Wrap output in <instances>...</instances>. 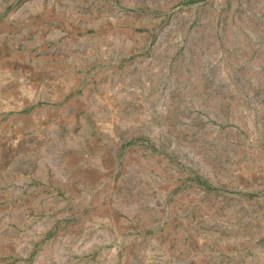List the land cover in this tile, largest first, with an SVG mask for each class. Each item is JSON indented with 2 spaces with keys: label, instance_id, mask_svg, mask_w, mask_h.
Returning <instances> with one entry per match:
<instances>
[{
  "label": "rangeland",
  "instance_id": "1",
  "mask_svg": "<svg viewBox=\"0 0 264 264\" xmlns=\"http://www.w3.org/2000/svg\"><path fill=\"white\" fill-rule=\"evenodd\" d=\"M0 264H264V0H0Z\"/></svg>",
  "mask_w": 264,
  "mask_h": 264
}]
</instances>
